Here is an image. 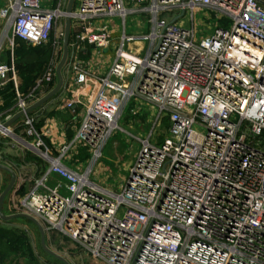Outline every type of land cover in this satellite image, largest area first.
<instances>
[{
	"label": "built area",
	"instance_id": "obj_1",
	"mask_svg": "<svg viewBox=\"0 0 264 264\" xmlns=\"http://www.w3.org/2000/svg\"><path fill=\"white\" fill-rule=\"evenodd\" d=\"M204 9L228 27L214 23L196 35L192 16ZM133 13L146 14L147 31H125ZM62 16L59 0L53 8L40 0L0 5L8 25L0 53L4 39L10 52L8 63L0 60V87L12 82L9 114L21 112L27 145L46 163L19 212L105 264H264V0H75L70 46H110L107 25L94 19L120 18L121 31L104 74L71 62L75 86L96 87L73 136L54 152L25 111L33 92L17 90L11 53L15 38L47 42ZM50 60L36 85L50 80ZM131 101L147 104L153 120L114 191L89 174ZM0 132L12 135L1 123ZM78 145L88 155L82 170L63 161Z\"/></svg>",
	"mask_w": 264,
	"mask_h": 264
},
{
	"label": "crops",
	"instance_id": "obj_2",
	"mask_svg": "<svg viewBox=\"0 0 264 264\" xmlns=\"http://www.w3.org/2000/svg\"><path fill=\"white\" fill-rule=\"evenodd\" d=\"M60 1L61 6L64 9L67 0H59V2ZM2 3L3 0H0V5ZM57 3L58 0H40V4L44 8H53L56 6ZM74 5L75 0L72 3V8ZM128 7H135V4L130 3L128 4ZM130 15H134L131 17V22L128 26L130 32L132 30V32L138 31V29L143 31L142 28L144 25L146 26L145 30L148 29L145 13H133ZM138 15H143L144 19H139L137 17ZM94 23L97 26H100L102 24L107 25L108 36L110 38V46L108 48L112 50L116 46V40L119 35L118 27L110 17L94 19ZM1 32L2 31L0 29V42L2 41ZM71 33L72 30H70V38L69 43L67 45L68 51L66 55V60L60 68V74L62 77V83L60 88L45 101L31 108L28 111V113L34 117V125L37 130L42 134V139L44 143L46 144V146L54 150V152H57L58 148L62 144L67 143L73 136L74 131L77 128L79 120L83 114L84 107L85 105H87V102L89 100L90 88L96 87V84L93 80H87L85 87H76L74 83L75 72L72 71V69L70 68L71 62L74 61V58L80 59L83 62L87 71L97 75L104 74L108 66L106 59L107 56H104V50H97L88 44H83V47H81L80 50H78L74 46H70V43L72 42ZM45 44L46 42L37 46L45 47ZM23 45L27 47V49L29 47H35L30 46L26 43H24ZM55 48L56 47L50 45V53L45 59V64L44 66H42V70L40 71L41 73L36 76L30 86L26 87V93L30 91L33 92L31 98L28 99V106L39 100L46 93H48L56 83H51L50 79L48 81H41L38 85H36L37 80L41 77L47 64L51 61L50 59H52L54 63L53 73L55 75V66L57 63L56 61L58 60H56L57 53ZM4 52L2 51L0 53V60L6 62L3 59ZM86 55H88L87 59L85 58ZM32 58L34 57L30 56L27 59ZM24 59L25 57H23V60ZM99 59H101V63L99 62ZM17 80L18 78L16 77V84ZM4 85L5 84H3L2 86ZM75 96L79 99V103L72 104L69 109L60 107L62 101L68 100ZM3 100L4 98L0 96V123H4L14 115V113L11 115L9 114L11 113L9 108H3ZM6 115L9 116L5 117ZM19 121L20 116L10 122L7 126L11 130L12 135L4 136L0 132V194L9 185V188L3 194L0 202V228L5 230L7 229L5 227L10 224L11 218L13 216H16V214L20 213L17 208L20 199L26 194V192L30 189L34 181L41 176V174L45 171L46 168L45 161L42 160L38 156V154L27 145V141L26 138L23 136L22 127L19 125ZM148 130L149 127L147 129V132ZM78 146L83 147V145ZM78 146H75L73 149L69 150V153L66 156L67 159L66 161H64V163L68 167L74 168L76 170H82V165L87 161L88 155L83 161H76L74 156L77 152L76 150ZM55 180L56 178L54 176H51L48 181V184L52 185ZM60 235L64 239L76 245L66 236L62 234ZM86 254L94 263L105 264L103 261L90 256L88 253Z\"/></svg>",
	"mask_w": 264,
	"mask_h": 264
},
{
	"label": "rangeland",
	"instance_id": "obj_3",
	"mask_svg": "<svg viewBox=\"0 0 264 264\" xmlns=\"http://www.w3.org/2000/svg\"><path fill=\"white\" fill-rule=\"evenodd\" d=\"M132 16L134 15L128 14L124 19L126 32L128 33L130 32L128 26L130 25ZM168 16V13L159 15L163 21L171 20V17ZM137 17L139 19H144L143 15H138ZM110 18L116 24L118 32L120 33V18ZM192 18L194 29L197 32L196 35L208 33L210 31L208 27L212 26L214 23H219L225 28L229 25L226 17H218L216 13L208 9H204L200 12H194ZM7 27L8 25L5 24L4 21L2 22L0 20L2 38H4V31L7 30ZM145 27L146 26L144 25L142 28L143 31H147V29L145 30ZM70 30L71 25L68 32L67 45L69 43ZM62 32L63 16L57 19L55 26L50 32L49 40L45 44V48L48 46L50 47L53 42L56 44V60L61 56ZM138 32L142 31L138 29ZM4 41L5 42H2V47L5 51L6 40L4 39ZM45 48L42 47L36 50V52L29 54L28 57H35V55L41 54L42 50H45ZM104 51V56H107L106 59L108 62L109 56L112 54V50L108 48ZM87 57L88 55L85 56L86 59ZM99 62L101 63V59H99ZM51 69L53 71L52 67ZM50 79H52L51 82L53 84L57 81L54 73L50 75ZM152 120V110L147 104L141 101L129 102L124 107L122 115L118 120V126L120 129L115 130L107 140L102 149V156L92 166L89 179L104 188L118 191L127 175V165L133 160L135 152L139 146L137 138L145 136V132H147ZM66 159L67 157L65 156L63 161H66ZM87 164L88 162L86 161L82 165V168L84 169ZM5 228L7 229L4 233V237L3 239H0V264H64L60 259L43 249L40 244L39 231L29 219L19 215L13 216L10 224ZM44 228L45 227H43V229ZM43 243L48 250L64 258L68 264H96L91 261L90 257L83 250L79 249L77 245H74L64 239L56 230L49 229L44 231Z\"/></svg>",
	"mask_w": 264,
	"mask_h": 264
},
{
	"label": "trees",
	"instance_id": "obj_4",
	"mask_svg": "<svg viewBox=\"0 0 264 264\" xmlns=\"http://www.w3.org/2000/svg\"><path fill=\"white\" fill-rule=\"evenodd\" d=\"M13 43L14 44L12 47L11 57L15 69V74L16 77L18 78L17 90L25 94L26 87L30 86L33 83L36 76L40 74V70L42 66H44L45 64V59L50 53L49 51L50 49L49 46L47 48L44 47L45 50H42L41 54L35 55L34 58L27 60L29 54L36 52V50L42 48L43 46H37V47L35 46L31 48L29 47L27 49L23 45L24 42L19 38H15ZM3 56H4L3 58H5L4 60L6 61V63H8L10 58V52L8 50H5ZM23 57H25L24 60ZM50 81H52V79ZM0 96L4 98L3 108L6 109L13 106L15 101V95L11 81H7L4 86L0 87ZM76 151L77 152L74 156L76 161H83L87 157V153L85 152L84 147L78 146ZM5 231L6 230L0 228V239H3Z\"/></svg>",
	"mask_w": 264,
	"mask_h": 264
},
{
	"label": "water",
	"instance_id": "obj_5",
	"mask_svg": "<svg viewBox=\"0 0 264 264\" xmlns=\"http://www.w3.org/2000/svg\"><path fill=\"white\" fill-rule=\"evenodd\" d=\"M74 0H67L65 7L63 9V32H62V38H61V56L59 57L56 66H55V76H56V83L54 85V87L48 92L46 93L43 97H41L39 100H37L36 102H34L33 104L27 106L25 108V111L28 112L31 108L39 105L40 103H42L43 101H45L47 98H49L53 93H55L61 86L62 83V77L60 74V68L61 66L64 64L65 60H66V55H67V40H68V32H69V28H70V13H71V9H72V3ZM21 112H16L14 113V115L9 118L7 121H5L4 123H1V127L2 128H6L8 126V124L10 122H12L14 119H16L18 116H20ZM9 188V185L3 190V192L0 194V202L2 199L3 194L6 192V190ZM16 215L25 217L27 219H29L31 222H33V224H35V226L38 228L39 230V234H40V244L43 247V249H45L47 252H49L51 255L57 257L58 259H60L64 264H68L64 258L60 257L59 255L53 253L52 251L48 250L43 243V232L44 229L42 227V225L32 216L27 215L25 213H18Z\"/></svg>",
	"mask_w": 264,
	"mask_h": 264
}]
</instances>
